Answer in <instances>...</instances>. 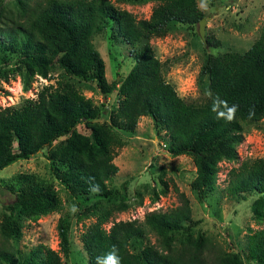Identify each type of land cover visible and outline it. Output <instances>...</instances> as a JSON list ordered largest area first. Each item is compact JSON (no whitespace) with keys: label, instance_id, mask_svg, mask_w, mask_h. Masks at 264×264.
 Here are the masks:
<instances>
[{"label":"trees","instance_id":"obj_1","mask_svg":"<svg viewBox=\"0 0 264 264\" xmlns=\"http://www.w3.org/2000/svg\"><path fill=\"white\" fill-rule=\"evenodd\" d=\"M149 2L154 7L145 20L115 5ZM202 18L196 0H13L10 6H0V53L16 58L12 71L21 75L26 87L36 75L50 80L54 72L62 70L69 77L94 82L105 98L117 95L109 125H91L90 138H81V145L49 155L51 173L65 186L68 200L97 192L109 203V182L118 172L114 159L127 144L115 129L133 134L143 117L162 134L171 156L193 160L195 176L190 188L199 201L216 189L222 162L236 164L226 174L228 198L240 201L256 195L251 212L261 227L247 231L243 253L218 249L211 237L195 234L198 222L192 219L190 201L176 187L179 205L150 212L143 222L110 221L114 209L96 202L90 211L95 222L80 237L88 264H97V258L103 264L113 245L121 264H245V260L264 264V159L240 160L237 152L244 127L264 120V24L259 38L244 53L207 56L200 76L207 78L208 96L201 105L186 103L178 96L165 80V63L158 60L149 43L132 52L134 63L128 74L111 82L93 43L110 23L117 38L134 45L164 38L172 23L193 25ZM207 43L216 44L210 39ZM233 105L238 106L237 111L228 121ZM105 110V104L96 107L63 78L42 88L36 98L1 107L0 170L50 148L78 124L100 119ZM162 184L165 193L167 183ZM7 189L15 199L4 206L9 214L0 223V264H62L59 253L68 257L72 248L67 214L57 224L59 251L40 247L24 254L10 246L12 239L23 235L19 213L64 211L53 185L37 175L18 174ZM125 200L124 195L117 210L127 208ZM147 235H154L157 245L144 242Z\"/></svg>","mask_w":264,"mask_h":264},{"label":"rangeland","instance_id":"obj_2","mask_svg":"<svg viewBox=\"0 0 264 264\" xmlns=\"http://www.w3.org/2000/svg\"><path fill=\"white\" fill-rule=\"evenodd\" d=\"M115 1V0H112ZM198 8L205 19V43L198 34V23L183 25L172 23L168 26L164 38H150L134 45L123 42L115 35V28L110 23L107 29L94 38V47L106 65V78L109 82L123 79L134 63L133 51L140 50L149 43L159 61L165 63V80L176 90L178 96L186 103L201 105L208 96V81L200 76L201 69L208 55H220L225 52L244 53L259 38L264 24V0H205L206 8L199 7L201 0H196ZM13 0H0V6H10ZM127 10L138 20L150 17L154 2L130 5L117 4ZM207 39L216 42L208 44ZM8 57H10L8 59ZM14 56L0 53V108L17 106L28 98H36L37 93L47 85H55L57 79L63 78L79 90L86 98L92 99L96 107L106 105L100 119L82 122L67 137L59 139L50 148L28 159H20L0 170V223L9 212L4 206L13 202L15 197L7 189L11 179L18 174H33L53 185L64 205V211L46 214L22 212L18 218L22 224V237L12 239L10 246L21 253L46 247L59 251L57 224L62 215L67 214L71 222V253L68 257L59 253L62 264H88L83 249L81 235L86 228L95 222L90 217L94 203L102 208L114 209L110 221L143 222L150 212H165L179 205L176 187L190 201L192 219L198 222L195 234L203 232L211 237L218 249L241 251L246 249V235L249 229L256 230L261 226L252 217L251 204L256 195H246L245 200H234L225 194L226 174L234 163L222 162L216 189L199 201L192 192L190 184L195 176V166L189 156H171L162 134H157L152 121L140 119L133 134L115 129L127 142L117 151L114 159L118 172L109 182L111 196L104 198L97 192L88 196L71 199L65 186L51 173L49 155L55 150L81 145V138H90V126L110 124L111 113L117 108V95L114 93L105 98L94 82L80 81L69 77L62 70L53 73L50 80L34 76L28 87L24 85L21 75L12 71L16 68ZM242 143L237 147L240 160L264 159V120L246 126L242 132ZM65 149V150H66ZM57 163V162H56ZM63 170V164L57 163ZM167 183V190L163 182ZM125 185V186H124ZM162 191V192H161ZM126 196L124 210H117ZM157 196V199L154 196ZM75 206V213L70 209ZM93 208V207H92ZM111 223L105 225L109 228ZM248 231V232H247ZM1 240V238H0ZM144 242L157 245L154 235H147ZM245 264H254L245 260Z\"/></svg>","mask_w":264,"mask_h":264},{"label":"clouds","instance_id":"obj_3","mask_svg":"<svg viewBox=\"0 0 264 264\" xmlns=\"http://www.w3.org/2000/svg\"><path fill=\"white\" fill-rule=\"evenodd\" d=\"M202 9L206 8V2L205 0H201V3L199 5ZM236 105H233L231 109H229L230 115L226 117L228 121H231L235 117V112L237 111ZM75 206H73L70 211L75 213L76 212ZM101 259L97 258V264H100ZM103 264H121V258L118 255V249L115 245L112 246L109 253L103 258Z\"/></svg>","mask_w":264,"mask_h":264},{"label":"water","instance_id":"obj_4","mask_svg":"<svg viewBox=\"0 0 264 264\" xmlns=\"http://www.w3.org/2000/svg\"><path fill=\"white\" fill-rule=\"evenodd\" d=\"M205 19L202 18L199 22H198V34L199 37L201 38V40L205 43Z\"/></svg>","mask_w":264,"mask_h":264}]
</instances>
